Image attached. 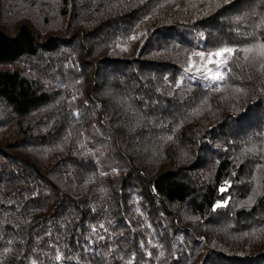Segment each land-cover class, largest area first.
<instances>
[{
  "label": "trees",
  "instance_id": "1",
  "mask_svg": "<svg viewBox=\"0 0 264 264\" xmlns=\"http://www.w3.org/2000/svg\"><path fill=\"white\" fill-rule=\"evenodd\" d=\"M262 20L264 0H0V264H264L262 61L186 71Z\"/></svg>",
  "mask_w": 264,
  "mask_h": 264
},
{
  "label": "snow or ice",
  "instance_id": "2",
  "mask_svg": "<svg viewBox=\"0 0 264 264\" xmlns=\"http://www.w3.org/2000/svg\"><path fill=\"white\" fill-rule=\"evenodd\" d=\"M225 2H230V0H225ZM264 25V20L261 21V25H257V27H260ZM246 35L254 36V33H247ZM135 39V37H132ZM243 53V58L245 61L248 60H256L259 59L262 61V69H264V42L257 39L255 43L248 44L244 47H236V46H225L223 48L218 49L215 52L208 54V63L209 64H215V70L213 71V74L204 75V79H209L212 81H223L226 79V76L228 73L231 72V67L229 66V62L232 61L236 57V53ZM194 56H197L201 58V60H204L205 53L204 52H198L193 53ZM215 58V59H213ZM193 68L196 69V71H200V68L195 64V61L192 60V58H189V68L186 69V71L191 72ZM246 151H252V149H246ZM227 183V182H226ZM220 191L223 193L226 191L224 187L220 189ZM227 201L225 203H217L215 207H224L226 206ZM103 227V225H101ZM57 259H60V257H57Z\"/></svg>",
  "mask_w": 264,
  "mask_h": 264
},
{
  "label": "rangeland",
  "instance_id": "3",
  "mask_svg": "<svg viewBox=\"0 0 264 264\" xmlns=\"http://www.w3.org/2000/svg\"><path fill=\"white\" fill-rule=\"evenodd\" d=\"M212 52H215V51H212ZM212 52H208L206 54V58L203 60V62L195 63L200 68V71H196V69L193 68V70L191 72L197 74V76L198 75H205V74H208V75L213 74V71L215 70L216 66H215V64H209L207 62L208 61V54L212 53ZM213 59H215V58H213ZM202 70H204V71H202ZM205 80H209V79H205ZM121 162H122V164H124L125 160L122 158ZM106 164L109 168H112V169L116 168V166L113 163L108 162Z\"/></svg>",
  "mask_w": 264,
  "mask_h": 264
}]
</instances>
